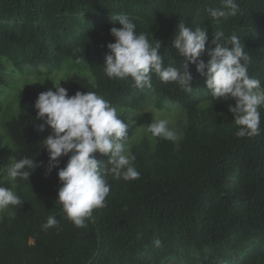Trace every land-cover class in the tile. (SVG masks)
<instances>
[{
	"label": "trees",
	"instance_id": "trees-1",
	"mask_svg": "<svg viewBox=\"0 0 264 264\" xmlns=\"http://www.w3.org/2000/svg\"><path fill=\"white\" fill-rule=\"evenodd\" d=\"M238 3L235 17L215 20L205 9L221 8L222 0H0V56L16 67L59 68L65 58L75 64L86 61L94 84L79 75L69 77L60 82L69 96L95 91L117 110H135L153 99L157 109L171 103L187 116L178 145L162 138L154 150H133L140 178L118 182L108 176L106 207L94 209L85 227L77 228L56 202L61 186L57 171L68 157H60L58 167L45 175L43 140L51 129L38 130L42 121L34 107L44 91L26 87L7 131L14 157L33 158L39 166L29 181L17 180L24 203L0 223V264H167L178 252L185 264H197L191 250L198 252L201 264H264V107L259 109L260 134L238 138L228 110L235 101H211L205 77L194 64L188 68L191 93L156 76L151 89H136L130 79H108L103 72L107 44L115 42L109 30L120 27L111 17L121 13L138 33L161 42L165 66L170 57L177 66L182 59L171 46L180 21L204 28L209 41L216 31L235 33L251 55L250 77L264 85V0ZM200 59L206 63L208 57ZM118 115L129 125L130 139L135 125L124 113ZM9 159L0 148V171ZM0 186L11 188L1 179ZM49 216L59 221L58 229L42 230ZM157 238L160 248L152 243Z\"/></svg>",
	"mask_w": 264,
	"mask_h": 264
},
{
	"label": "clouds",
	"instance_id": "clouds-1",
	"mask_svg": "<svg viewBox=\"0 0 264 264\" xmlns=\"http://www.w3.org/2000/svg\"><path fill=\"white\" fill-rule=\"evenodd\" d=\"M238 0H222L221 8H206L209 17H235L239 12ZM120 27L110 28V35L115 42L108 43V53L104 57L103 72L108 79L117 81L131 80V87L136 89L152 88V78L156 76L161 82L175 83L185 92L191 93L192 75L188 68L195 65L196 72L205 77V88L209 91L211 101L232 99L229 105L234 123L238 127V138H251L260 134L261 114L264 107V85L250 77L248 67L251 55L245 50L241 38L232 33L228 36L223 31L209 36L198 25L186 26L179 22L176 26L171 46L176 56L181 59L179 65L169 58L168 65L163 64L161 42L151 41L145 32H137V25L126 14L111 17ZM206 43L209 47L206 50ZM207 55L205 63L200 57ZM53 88L41 92L34 107L37 119L42 123L38 130L51 129L43 140V149L47 150L48 161L45 175L59 165V158L68 157L67 163L57 171L60 187L56 202L61 206L65 218L77 228L85 227V222L92 216L94 209L106 207V198L111 184L107 177L116 180L131 181L140 178L135 167V155L127 147L129 125L118 115L112 103L95 91L81 93L77 91L69 96L60 81ZM147 131L153 136L169 141L179 139L168 127L166 119L154 120L147 125ZM96 153L108 157L107 161L97 158ZM39 165L33 158L13 157L6 168L7 178L11 181L25 180ZM24 201L12 188L0 186V210L9 206L20 207ZM42 230L59 228L55 216H49ZM155 248L162 246L157 238Z\"/></svg>",
	"mask_w": 264,
	"mask_h": 264
},
{
	"label": "rangeland",
	"instance_id": "rangeland-1",
	"mask_svg": "<svg viewBox=\"0 0 264 264\" xmlns=\"http://www.w3.org/2000/svg\"><path fill=\"white\" fill-rule=\"evenodd\" d=\"M1 69L0 74L4 83L0 86V148L7 150L10 159L3 165L0 171V179L7 182L13 191H16L17 181H11L7 178V164L14 157L16 148L10 139L7 131V123L15 118L19 112L20 100L26 87L34 91H46L53 88V84L61 82L74 75L85 77L91 84H94V78L90 72L86 61L75 64L72 59L65 58L59 68L38 67L36 69L30 67H16L10 58L0 56ZM207 107L206 103L200 105L201 109ZM120 113H124L130 122L135 125L132 137L127 142V147L133 153V150L142 146L150 150H154L157 143L162 138L153 137L147 131V125L154 120L166 119L168 127L173 130L178 140L174 141L176 145L180 143L184 136V129L187 126V116L178 105L166 103L163 109H157L154 100L147 101L140 108L135 110L119 109ZM123 181L122 179L117 180ZM14 206L0 210V223L4 220H10ZM190 256L197 262L200 255L197 251L191 250ZM182 254L178 252L167 264H185Z\"/></svg>",
	"mask_w": 264,
	"mask_h": 264
}]
</instances>
